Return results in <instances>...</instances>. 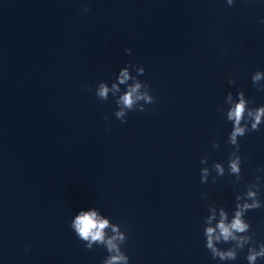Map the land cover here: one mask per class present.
<instances>
[{
  "label": "clouds",
  "instance_id": "clouds-1",
  "mask_svg": "<svg viewBox=\"0 0 264 264\" xmlns=\"http://www.w3.org/2000/svg\"><path fill=\"white\" fill-rule=\"evenodd\" d=\"M229 5H233V0H227ZM90 9L87 4L82 8L83 12H88ZM128 54H131V49H125ZM144 69H140V74H144ZM264 77V73L257 71L252 77L253 84H257L261 78ZM129 80V72L127 69L121 71L119 76V84H124ZM229 83H234V80L230 79ZM260 90H264V87H259ZM88 91H92L91 87H88ZM113 93L120 91L117 84H112L111 89L105 84L101 83L97 89L95 95L100 100H107L109 92ZM239 102L233 103L231 95L228 99L231 103L230 109L227 111V120L230 121L233 125L232 131L229 135V143L236 146V151L240 150V144L237 141L238 137L245 136L249 131H258L260 125L264 123V105L251 108L246 107V101L244 99L243 93H239ZM143 101V104L140 105V102ZM156 102V98L151 94L150 85L148 83H141L136 80L133 84L127 87V90L120 95L115 103L119 108L116 111L115 117L119 119L122 123H126V116L128 112L131 111H140L145 112L147 108L143 105H152ZM137 105H140L137 107ZM105 120L108 119L107 116L104 117ZM250 125V126H249ZM218 145L213 144V147ZM235 155V153H233ZM206 162L204 158L201 159V163ZM241 157L235 156L234 159H230L229 166L232 173L239 174L241 171L240 168ZM215 168L217 172L223 175L224 169L220 164H216ZM208 170L202 169L201 180L202 182L207 179ZM257 180L260 179L259 176L256 177ZM247 196L249 199H252V203L247 202L243 204H238V210L235 213V216L231 223H226V216L223 211H221V219L217 224L216 228L208 227L206 229V248L210 250L212 258H219L220 260H235L237 254L235 250H229L227 252H222L218 250L215 246V242L221 241L224 242L237 241L236 247L240 250L244 249L245 244H248L252 237L251 236H237V233H246L248 232L250 225L246 223L242 217L244 213L248 210H254L262 207V203L255 199L256 193L253 191H248ZM239 199V198H238ZM213 217H209L211 220ZM108 221L101 219L95 210L89 211H80L76 216L74 221L71 224V228L74 229L77 237L85 242V246L88 249H92V244L94 242H100L106 244L109 256L104 260L103 264H129V257L125 253L121 252L119 243H124L125 236L123 233H120L117 228L113 227V232L116 233L110 238H105L104 229L107 228ZM218 229V231H217ZM117 241L119 243H117ZM28 249L26 248L25 251ZM258 258H264V243L259 244L258 250L256 248H249L246 259L248 264H256Z\"/></svg>",
  "mask_w": 264,
  "mask_h": 264
}]
</instances>
